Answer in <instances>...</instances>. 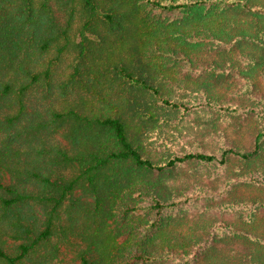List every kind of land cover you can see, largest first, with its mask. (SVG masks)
I'll list each match as a JSON object with an SVG mask.
<instances>
[{
	"label": "trees",
	"instance_id": "1",
	"mask_svg": "<svg viewBox=\"0 0 264 264\" xmlns=\"http://www.w3.org/2000/svg\"><path fill=\"white\" fill-rule=\"evenodd\" d=\"M0 264H264V0H0Z\"/></svg>",
	"mask_w": 264,
	"mask_h": 264
},
{
	"label": "rangeland",
	"instance_id": "2",
	"mask_svg": "<svg viewBox=\"0 0 264 264\" xmlns=\"http://www.w3.org/2000/svg\"><path fill=\"white\" fill-rule=\"evenodd\" d=\"M165 15V14H164ZM246 121H240L238 122L233 128H232V132L234 131V129H243L244 125H245ZM231 132V135L233 136L234 134Z\"/></svg>",
	"mask_w": 264,
	"mask_h": 264
}]
</instances>
